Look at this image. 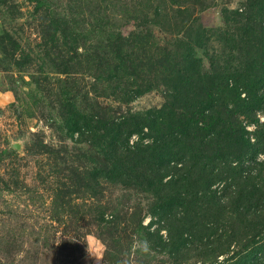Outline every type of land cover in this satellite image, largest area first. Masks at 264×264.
Returning <instances> with one entry per match:
<instances>
[{
    "label": "trees",
    "instance_id": "obj_1",
    "mask_svg": "<svg viewBox=\"0 0 264 264\" xmlns=\"http://www.w3.org/2000/svg\"><path fill=\"white\" fill-rule=\"evenodd\" d=\"M35 1L41 8L44 0ZM212 1L169 0L170 7L155 6L133 31L108 33L103 49L85 47L95 71L113 67L116 78H128L116 80L125 110L105 105L86 112L77 105L75 82L76 89H62L66 133L94 146L98 164H66L53 201L75 219L86 209L107 264H264V0L225 6L224 26L207 28L195 13ZM150 25L176 37L158 50ZM87 37L73 34L69 50ZM65 52L55 50V58L69 55L72 62ZM150 90L163 94L162 105L133 112L129 103ZM132 134L138 138L129 144ZM43 147L65 162V149ZM80 148L71 161L85 156ZM106 190L139 201L113 204ZM220 254L226 257L217 262Z\"/></svg>",
    "mask_w": 264,
    "mask_h": 264
},
{
    "label": "rangeland",
    "instance_id": "obj_2",
    "mask_svg": "<svg viewBox=\"0 0 264 264\" xmlns=\"http://www.w3.org/2000/svg\"><path fill=\"white\" fill-rule=\"evenodd\" d=\"M242 1L213 0L195 14L204 27H223L222 8L234 9ZM155 6L166 9L170 7L169 0H44L38 9L35 0H0V264H107L103 257L105 246L95 236V227L88 224L86 209H81L79 214H85L75 219L68 209L63 212L62 206L53 201V188L63 179L58 172L66 164L89 168L98 164L93 157L94 146L78 143L66 133L62 115L66 112L68 117V113L60 104L61 92L66 86L76 89L75 82L79 94L76 102L81 110L90 112L105 105L125 110L118 93L122 84L116 81L125 76L119 74L116 78L113 67L106 70L101 66L95 71L97 62L86 57L85 47L103 46V38L110 32L133 31L142 19L153 14ZM48 11L52 14L48 15ZM51 17L56 20L55 28L49 27ZM164 29H150L158 50L168 47L176 37ZM86 33L88 37L77 42L81 48L70 51L73 34ZM61 49L73 56L72 62H68L69 55L55 58V50ZM96 76L99 77L94 81ZM87 91L83 100L81 95ZM62 97L66 98V94ZM164 101L161 92L150 90L133 99L129 107L141 112L160 107ZM259 118L264 121L263 114ZM254 128L253 123L246 126L248 130ZM137 138L132 134L129 144ZM12 143L19 145L16 152L10 151ZM42 143L65 149V162L54 161L56 155L46 153ZM80 147L85 156L71 161ZM104 194L106 199H113V204L132 206L139 201L122 190H106ZM84 199L90 202L93 198ZM74 200L80 203L82 198ZM146 200L140 198L142 202ZM149 220L147 215L143 223ZM132 247L139 248L140 244L133 241ZM135 255L130 256L131 263ZM225 257L220 254L217 262ZM210 262L214 263L207 260Z\"/></svg>",
    "mask_w": 264,
    "mask_h": 264
},
{
    "label": "water",
    "instance_id": "obj_3",
    "mask_svg": "<svg viewBox=\"0 0 264 264\" xmlns=\"http://www.w3.org/2000/svg\"><path fill=\"white\" fill-rule=\"evenodd\" d=\"M12 146L15 147L16 149L19 148L18 143H12Z\"/></svg>",
    "mask_w": 264,
    "mask_h": 264
}]
</instances>
